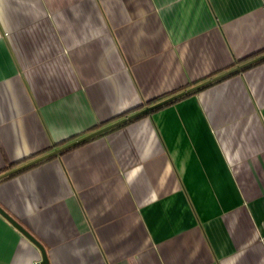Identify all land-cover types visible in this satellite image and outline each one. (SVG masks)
Instances as JSON below:
<instances>
[{
	"label": "crops",
	"instance_id": "0c3cea01",
	"mask_svg": "<svg viewBox=\"0 0 264 264\" xmlns=\"http://www.w3.org/2000/svg\"><path fill=\"white\" fill-rule=\"evenodd\" d=\"M264 0H0V207L50 264H264ZM0 214V264H39Z\"/></svg>",
	"mask_w": 264,
	"mask_h": 264
},
{
	"label": "water",
	"instance_id": "95a60500",
	"mask_svg": "<svg viewBox=\"0 0 264 264\" xmlns=\"http://www.w3.org/2000/svg\"><path fill=\"white\" fill-rule=\"evenodd\" d=\"M262 59H264V54H262L261 56H258L254 60L252 59V60H250V61H248L246 63H243V64L240 63V65L236 66L235 68H233L231 70H228L227 72H224L222 74H219V75L215 76L214 78H211V79H208V80H206V81H204L202 83H199V84H197V85H195V86H193V87H191V88H189V89H187L185 91H182L181 93H178V94H175V95L173 94V96H171V97H169V98H167V99H165V100H163L161 102H158V103H156V104H154L152 106H148L147 108H144V109H142V110H140V111L128 116L127 118H123L122 120H119V121H117L115 123L107 125V126L101 128V129H99V130H97V131H95V132H93L91 134H88L87 136H85V137H83V138H81V139H79V140H77L75 142H72L71 144H68L67 146H64L63 148H57L53 152H51L49 154H46V155H44V156H42L40 158H37V159L29 162L27 164V166L31 165V164H33V163H35L37 161H40L42 159H45V158H47L49 156H52L53 154L54 155L58 154V153L62 152L63 149H67L68 147L73 146V145H75V144H77L79 142H82L84 140L92 138L93 136L99 135V134H101V133H103V132H105V131H107V130H109V129L117 126V125H119L120 123H124L127 120H131V119H134L135 117H138L140 115L149 113L153 109H155V108H157V107H159V106H161V105H163L165 103H168V102L173 101V100H175V99H177L179 97H182V96H184V95H186L188 93L196 91V90H198V89H200V88H202V87H204L206 85L211 84L212 82H215V81H217V80H219L221 78H224V77H226V76H228V75H230L232 73L240 71L243 68H245V67H247V66H249V65H251L253 63H256L257 61H260ZM11 173H13V171L5 172V173L0 175V178H3V177H5V176H7V175H9ZM0 214L4 218H6L22 234H24V236L29 241H31L33 244H35V246L38 247V249L41 252V260H40L39 264H50V260H49V257L47 255V251H46L45 247L43 246V244H41V242H39L20 222H18L14 217H12L2 206L0 207Z\"/></svg>",
	"mask_w": 264,
	"mask_h": 264
},
{
	"label": "trees",
	"instance_id": "16d2710c",
	"mask_svg": "<svg viewBox=\"0 0 264 264\" xmlns=\"http://www.w3.org/2000/svg\"><path fill=\"white\" fill-rule=\"evenodd\" d=\"M263 61V60H262ZM206 87V86H205ZM204 88V87H203ZM188 94H190V93H188ZM188 94H186V95H188ZM186 95H184V96H186ZM184 96H182V97H184ZM182 97H180V98H182ZM179 99V98H178ZM177 100V99H176ZM176 100H173V101H170V102H168V103H165V104H163V105H161V106H159V107H157V108H155L154 110H157V109H160V107L162 108V107H164V106H166V105H169V104H171V103H173V102H175ZM153 110V111H154ZM143 115H145V114H143ZM140 117V116H139Z\"/></svg>",
	"mask_w": 264,
	"mask_h": 264
}]
</instances>
